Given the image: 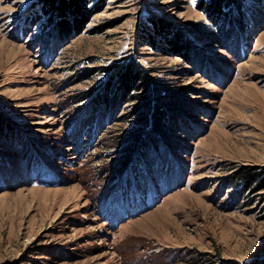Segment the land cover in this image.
I'll return each mask as SVG.
<instances>
[{"label":"rangeland","instance_id":"obj_1","mask_svg":"<svg viewBox=\"0 0 264 264\" xmlns=\"http://www.w3.org/2000/svg\"><path fill=\"white\" fill-rule=\"evenodd\" d=\"M222 1L81 0L62 37L48 0H0V264L264 262V189L234 183L264 174V0ZM131 61L169 129L104 100Z\"/></svg>","mask_w":264,"mask_h":264},{"label":"trees","instance_id":"obj_2","mask_svg":"<svg viewBox=\"0 0 264 264\" xmlns=\"http://www.w3.org/2000/svg\"><path fill=\"white\" fill-rule=\"evenodd\" d=\"M54 1L55 0H48V4L50 6H55L60 14V17L64 18L63 23L58 25L57 28L58 34L62 37H66L71 31L77 34L81 33L85 29L89 19L95 13L94 10L88 9L85 3H80L81 0H57L55 3ZM85 1L86 0H84V2ZM211 1V6H206L205 8H208L207 10H204L206 11L207 16L210 17L211 22L214 23L219 19V17L224 15V4L222 0ZM154 24L156 27L153 28V31L161 38H164V41L167 43L166 50L164 51H175L177 53H181L183 58H187L189 46L180 41L178 42L176 39L168 40L165 36V25L160 22H154ZM114 80L116 81L114 94H110V97L107 96L104 99L107 101L108 105L115 103V105L119 107L121 103L127 104L136 101H143L141 107L139 106L143 109L144 107H152L155 104L156 107L155 109L153 108L155 123H157L159 127L165 129L168 128L169 116L174 114V112H170L172 110L161 111L159 109H163V106L166 107L165 103L170 107V109L175 107L176 104L174 101L167 100L166 97L162 96L163 93L165 94L167 92L166 90L160 88V90L156 91V88L151 83L152 78L149 77L146 69L131 61ZM151 89H154V91ZM151 91L153 92L152 95H150V93H152ZM234 176V183L242 184L244 190L249 187L253 181H256V183L259 181L260 183L256 185L257 190L264 189V174H257V172L251 171L250 168H242V170L240 172H236ZM257 176H260V178L257 179ZM253 186L255 185H252V187ZM258 264H264V262Z\"/></svg>","mask_w":264,"mask_h":264}]
</instances>
